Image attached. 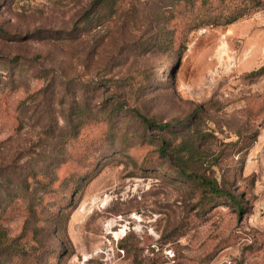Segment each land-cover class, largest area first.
<instances>
[{"label": "rangeland", "instance_id": "1", "mask_svg": "<svg viewBox=\"0 0 264 264\" xmlns=\"http://www.w3.org/2000/svg\"><path fill=\"white\" fill-rule=\"evenodd\" d=\"M263 65L264 0H0V264H264Z\"/></svg>", "mask_w": 264, "mask_h": 264}, {"label": "trees", "instance_id": "2", "mask_svg": "<svg viewBox=\"0 0 264 264\" xmlns=\"http://www.w3.org/2000/svg\"><path fill=\"white\" fill-rule=\"evenodd\" d=\"M99 1V0H96ZM181 2H185V3H190L192 2V0H179ZM239 18V16H233L230 17L228 19L225 20H221L220 17H216L214 18L213 22H210L208 24L214 26V25H229L232 24L233 22H235L237 19ZM201 26H203V24H199V23H189V27L190 29L193 30H197L199 28H201ZM184 39L181 41L180 44V50L183 51L186 48V45L183 43ZM264 73V65L261 66L260 68L254 70L253 72H251V75H261ZM135 115L137 116V118H139L144 124L145 126H147L148 128L151 129H155V130H170V129H175L178 127H182L185 122L187 121L188 117L184 118V119H173L170 122H164V123H158L155 120L148 118L142 114H140L139 112H137L136 110H133ZM159 152L163 155L166 156L169 161L174 165V167L177 168V170L179 171V173H181L182 175H190L187 174L185 172V170L178 164L177 160L173 157L172 153L170 151L167 150V142L165 140L161 141V145L159 147ZM198 179H201V184L205 187L207 186L209 188L208 192L212 195V196H217V197H225L227 198L231 203H233L236 207V209L241 212V210L243 209L242 207V203H243V199L241 198L240 194H236L229 186H226L225 184H220L218 185L215 181H211L208 178H203L198 176L197 174H194Z\"/></svg>", "mask_w": 264, "mask_h": 264}]
</instances>
